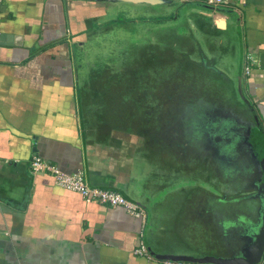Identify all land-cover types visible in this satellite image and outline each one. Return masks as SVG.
<instances>
[{"label": "crops", "instance_id": "1", "mask_svg": "<svg viewBox=\"0 0 264 264\" xmlns=\"http://www.w3.org/2000/svg\"><path fill=\"white\" fill-rule=\"evenodd\" d=\"M197 110L210 123L203 145L187 124ZM261 140L264 0H0V264L252 260L251 233L237 234L239 256L196 253L193 240L216 230L214 190L246 195L228 168L249 165L260 205ZM34 156L146 218L32 173ZM141 242L149 257L134 252Z\"/></svg>", "mask_w": 264, "mask_h": 264}, {"label": "rangeland", "instance_id": "2", "mask_svg": "<svg viewBox=\"0 0 264 264\" xmlns=\"http://www.w3.org/2000/svg\"><path fill=\"white\" fill-rule=\"evenodd\" d=\"M201 67H194L197 71H202L200 69ZM137 72L141 71L140 67L135 68ZM135 74V72H134ZM155 67H149V73L147 74V80L143 83V89L141 91L142 94H145L148 98H150L153 93L156 92V77H155ZM139 75V74H138ZM139 81L140 77H139ZM143 82V81H142ZM139 85V84H138ZM147 87V88H145ZM139 96L140 94H135ZM134 107H137L136 101L133 100ZM193 116L187 123L189 127L194 130L192 131L193 134H197L202 139V145L207 143V127L210 123H206L204 120V116L202 114V111L198 110L192 114ZM185 121L188 120V114L184 115ZM184 121V119H182ZM184 121V122H185ZM217 131V130H216ZM185 133V138H187V133ZM223 136V134H222ZM224 137V136H223ZM183 132L181 134V140H183ZM184 143V142H182ZM217 154H220V149L217 148ZM208 152V147H200L198 149V154L200 155H206ZM215 153V152H214ZM214 167V165H212ZM229 166H232L229 164ZM241 168L237 170V168H228L229 170L233 169L235 172L240 176L242 180H244V184L240 188H238L235 192L239 190L240 193H246V195L243 197L237 196L234 197L232 200L225 198L223 194L218 193L217 190H214V195H212V215L213 222L216 226L215 228H211V230L207 229V236H204V233L201 231V229H197L195 231V239L194 242V248L196 249L195 252L199 253L202 249H206L208 251H211L213 253L217 254H224L228 256H239L240 252L246 248L244 241L237 240V234L240 232L243 233H251L252 235L257 234L259 227L262 222V208L264 206V197L262 194H260V205L259 201H257L255 195L251 194V190L254 189L252 187V175L253 170L247 168V164H245V167L243 168V165H240ZM211 167V170L215 169ZM213 172V171H212ZM231 172L228 171V174ZM252 173V174H251ZM202 176L198 175V180H201ZM204 180L206 178L202 177ZM197 180V182H198ZM262 182V181H261ZM251 194V195H250ZM209 197V196H207ZM230 198V197H229ZM210 199V197L208 198ZM228 199V200H227ZM255 206V208H253ZM254 209V210H253ZM255 228V229H254ZM221 232L223 236H219L218 234ZM254 238V237H253ZM204 239L206 241H204Z\"/></svg>", "mask_w": 264, "mask_h": 264}, {"label": "built area", "instance_id": "3", "mask_svg": "<svg viewBox=\"0 0 264 264\" xmlns=\"http://www.w3.org/2000/svg\"><path fill=\"white\" fill-rule=\"evenodd\" d=\"M220 2V0H209V3ZM249 59V57H248ZM247 59V60H248ZM245 59L244 73L249 75L251 72L250 64ZM248 62V63H247ZM31 172L45 171L49 172L54 182L64 188L76 191L81 194L86 202H98L108 206H121L128 214L145 219L147 216L146 209L140 203L127 199L121 193L112 189H103L98 187H92L88 185L81 173L77 174H66L62 172L57 166L44 160L38 156H34L30 161ZM136 254L148 256L143 243L134 250ZM149 257V256H148ZM162 264H221L216 262L202 261L200 259H177V258H163L161 259ZM257 264H264V251L262 257Z\"/></svg>", "mask_w": 264, "mask_h": 264}, {"label": "water", "instance_id": "4", "mask_svg": "<svg viewBox=\"0 0 264 264\" xmlns=\"http://www.w3.org/2000/svg\"><path fill=\"white\" fill-rule=\"evenodd\" d=\"M261 143L263 145V154H264V140H261ZM264 159V158H263ZM263 172H264V160H263ZM263 197H264V177L261 182V188H260ZM262 212V222L259 227V230L257 234H255L254 241L252 242L251 246H249L250 249L253 251L252 259H254V255H261L264 251V206L261 210ZM196 260L197 258H189ZM202 261H209V262H216L221 264H243L241 262H238L239 260H228V259H216V258H201ZM258 259L255 258L254 262H250L251 264H257Z\"/></svg>", "mask_w": 264, "mask_h": 264}, {"label": "trees", "instance_id": "5", "mask_svg": "<svg viewBox=\"0 0 264 264\" xmlns=\"http://www.w3.org/2000/svg\"><path fill=\"white\" fill-rule=\"evenodd\" d=\"M263 254V253H262ZM262 254L259 256V255H257V254H255L254 256V259H252V260H239L238 262H241V263H243V264H251L250 262H254L255 261V258L256 259H258V263H259V261H260V259H261V257H262Z\"/></svg>", "mask_w": 264, "mask_h": 264}]
</instances>
